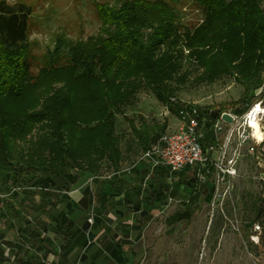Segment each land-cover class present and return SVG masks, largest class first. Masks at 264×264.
<instances>
[{
  "label": "rangeland",
  "instance_id": "rangeland-1",
  "mask_svg": "<svg viewBox=\"0 0 264 264\" xmlns=\"http://www.w3.org/2000/svg\"><path fill=\"white\" fill-rule=\"evenodd\" d=\"M7 1L32 8L28 44L35 79L43 68L67 64V47L59 59L52 57L58 38L66 43L87 42L102 28L98 8L118 0ZM159 1L173 9L178 26L175 51L183 56L186 75L185 81L172 82V98L202 111L208 130L215 112L237 117L238 134L231 153L237 174L218 184L213 165L205 180L190 168L175 175L155 170L150 176L134 170L124 173L123 186L115 191L113 181L119 178L110 177L113 169L105 162L100 164L99 179L91 183L90 176L96 174L81 168H62L53 174L39 167L40 157L48 156L45 145L52 139L36 127L11 145L23 173L0 178V194L8 195L0 199V264H264V118L258 119L263 132L260 142L246 116L254 104L264 107V80L247 96L233 76L213 84L195 83L202 69L189 58L185 33L192 34L204 24L205 12L196 0ZM260 7L264 14V2ZM30 94L34 97V90ZM30 98L24 108L34 104ZM8 109L13 121L18 115L13 114L12 103ZM143 120L167 124L164 134L177 131L180 125L177 113L150 89H143L136 103L116 118V134L125 155L119 169L131 167L143 153L131 139L129 125ZM208 136L209 142L212 137ZM245 136L249 138L243 142ZM73 173L86 178L71 186L67 179ZM88 186L92 191L84 197ZM99 187L111 190L99 197ZM13 189L17 191L10 194ZM65 220L73 225L69 227Z\"/></svg>",
  "mask_w": 264,
  "mask_h": 264
},
{
  "label": "trees",
  "instance_id": "trees-1",
  "mask_svg": "<svg viewBox=\"0 0 264 264\" xmlns=\"http://www.w3.org/2000/svg\"><path fill=\"white\" fill-rule=\"evenodd\" d=\"M196 1L205 12V22L192 34L185 33L189 58L202 69L195 83L213 84L233 76L247 96L264 80L260 7L264 1ZM172 11L159 0H118L115 5L100 6L98 35L85 43L58 38L52 57L59 59L67 47V64L43 68L33 79L28 44L32 8L0 0V178L23 173L11 145L36 127L52 139L45 145L48 156L40 157L39 167L53 174L70 167L97 175L102 162L119 171L125 155L116 134V118L136 103L143 89H150L172 113L179 114L182 105L172 101V82L185 81L186 75L183 56L175 51L178 26ZM58 83L63 84L61 88L56 87ZM29 95L34 104L24 108ZM18 102L21 106L15 105ZM11 103L13 114L18 115L13 121ZM220 116L215 112L213 119ZM129 125L131 139L142 152L167 129V124L144 120ZM29 159L33 162V157Z\"/></svg>",
  "mask_w": 264,
  "mask_h": 264
},
{
  "label": "built area",
  "instance_id": "built-area-1",
  "mask_svg": "<svg viewBox=\"0 0 264 264\" xmlns=\"http://www.w3.org/2000/svg\"><path fill=\"white\" fill-rule=\"evenodd\" d=\"M172 101L176 102V99L172 98ZM258 105L264 110L261 103H256L247 111L246 116L248 117L253 107ZM260 116L264 118V112ZM178 117L180 122L178 130L164 134L123 172L130 173L139 164L146 162L151 169L150 175L155 170H166L168 174L175 175L190 168L197 169V175L201 180H205L210 173L209 167L213 165L218 184L223 183L225 177H234L237 174L236 159L231 158V153L238 134L237 117L234 116V122L229 125L220 116L211 124L209 130L206 128V119L195 106H182ZM209 134L212 139L208 142ZM222 134L223 138L220 137ZM248 138L249 136H245L243 142L248 141ZM96 178L97 176H92L90 181ZM14 191L17 189H13L10 194ZM7 196L0 194V199L4 200ZM89 222L93 224V217L89 218Z\"/></svg>",
  "mask_w": 264,
  "mask_h": 264
},
{
  "label": "crops",
  "instance_id": "crops-1",
  "mask_svg": "<svg viewBox=\"0 0 264 264\" xmlns=\"http://www.w3.org/2000/svg\"><path fill=\"white\" fill-rule=\"evenodd\" d=\"M135 170V172H139V175H143V174H145L143 171H146V174L148 175H150V166L148 165V163H146V162H143V163H141V164H139V166L138 167H136L135 169H133L130 173H126V172H123V170L122 169H119V171H114V170H112L113 172H112V174H111V176L110 177H114V176H118L117 178H119V180H114L113 181V189L112 190H115V191H119L120 190V188L119 187H122L123 186V181H124V178L126 177L125 176V174L124 173H126V174H131L133 171ZM157 171H161V172H167L166 170H157ZM88 175V174H87ZM91 175V174H90ZM92 176H97V178L96 179H99V175H91L90 176V178H89V180L91 179V177ZM86 178V177H85ZM85 178L83 177V175L81 176L80 174H74L73 173V175L72 176H69L68 177V181H69V183L71 184V186H73V185H76V184H78L79 182L81 183V181L82 180H85ZM93 181H96V180H93ZM93 181H90V183L91 182H93ZM90 185V184H89ZM111 190V188H107V187H105V190H102L100 187L96 190V193H97V195H99V197H103L105 194H108V192ZM92 191V188H90L89 186L88 187H86L85 188V190H84V194H83V196L84 197H87V196H89V194H90V192ZM88 200H84V203L86 204V206H88L89 205V201L87 202ZM65 223L66 224H68L69 225V227L70 226H72L73 225V223L71 222V220H65ZM94 223V222H93ZM142 228V227H141ZM124 242V241H123Z\"/></svg>",
  "mask_w": 264,
  "mask_h": 264
},
{
  "label": "bare ground",
  "instance_id": "bare-ground-1",
  "mask_svg": "<svg viewBox=\"0 0 264 264\" xmlns=\"http://www.w3.org/2000/svg\"><path fill=\"white\" fill-rule=\"evenodd\" d=\"M263 108L258 105V106H254L253 110L249 113V122H248V126L250 128H252V132H253V136L258 139L260 142L263 141V132L259 123V116L262 112H264V110H262Z\"/></svg>",
  "mask_w": 264,
  "mask_h": 264
},
{
  "label": "water",
  "instance_id": "water-1",
  "mask_svg": "<svg viewBox=\"0 0 264 264\" xmlns=\"http://www.w3.org/2000/svg\"><path fill=\"white\" fill-rule=\"evenodd\" d=\"M221 119L226 123V124H232L235 120L234 116L229 114V113H223L221 115Z\"/></svg>",
  "mask_w": 264,
  "mask_h": 264
}]
</instances>
